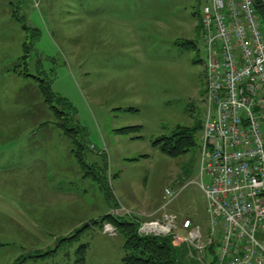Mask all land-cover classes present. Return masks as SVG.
<instances>
[{
	"label": "rangeland",
	"instance_id": "rangeland-1",
	"mask_svg": "<svg viewBox=\"0 0 264 264\" xmlns=\"http://www.w3.org/2000/svg\"><path fill=\"white\" fill-rule=\"evenodd\" d=\"M207 3L0 0V264H74L81 245L85 264H122L123 237L92 223L108 214L138 227L166 214L206 233L199 184L207 182L200 180ZM25 74L68 103L55 106L85 134L84 166ZM177 128L195 129V145L169 158L153 142ZM165 190L179 195L161 210ZM178 258L193 263L182 250Z\"/></svg>",
	"mask_w": 264,
	"mask_h": 264
},
{
	"label": "built area",
	"instance_id": "built-area-1",
	"mask_svg": "<svg viewBox=\"0 0 264 264\" xmlns=\"http://www.w3.org/2000/svg\"><path fill=\"white\" fill-rule=\"evenodd\" d=\"M201 16L207 114L200 180L207 182L199 187L208 229L164 214L140 223L138 233L171 238L196 264H264V25L256 0H208ZM178 195L165 190L160 209ZM104 232L116 235L109 225Z\"/></svg>",
	"mask_w": 264,
	"mask_h": 264
},
{
	"label": "trees",
	"instance_id": "trees-1",
	"mask_svg": "<svg viewBox=\"0 0 264 264\" xmlns=\"http://www.w3.org/2000/svg\"><path fill=\"white\" fill-rule=\"evenodd\" d=\"M256 6L260 14V18L264 25V2L263 0H256ZM26 56L23 57V61ZM24 77L32 78L37 81L38 90L42 97L43 103L51 110L56 118L55 127L61 131L63 136L69 139L74 146L72 154L74 155L77 163L84 166L85 148L81 140L85 137L84 132L80 131V127L74 125L70 111H60L55 105L65 107L66 101L55 96L51 90V84L43 79L25 74ZM68 104V103H67ZM126 111H132L131 109ZM140 127H127L117 130L116 132L121 135H128L140 131ZM201 129H203L201 127ZM194 130L190 128H177L173 135L170 137L158 138L153 142L154 146L159 147L160 152L169 158H178L186 154L194 145ZM98 181L99 188L104 195L106 201L111 199L110 193L106 187ZM93 225L100 224L103 227L109 224L115 228L124 239L122 264H183L179 258L178 253L180 250L174 248L171 244L169 237H153V236H140L137 233L138 225L133 221H126L122 217L114 216L111 214L105 215L98 221L92 222ZM88 227V225L86 226ZM84 227V228H86ZM77 231V233H79ZM75 238L72 236L68 240ZM85 245L79 246L75 252L74 264H85L86 256ZM48 254L35 256L46 257ZM34 257V258H35ZM24 260V258H22ZM195 264V263H190Z\"/></svg>",
	"mask_w": 264,
	"mask_h": 264
},
{
	"label": "water",
	"instance_id": "water-1",
	"mask_svg": "<svg viewBox=\"0 0 264 264\" xmlns=\"http://www.w3.org/2000/svg\"><path fill=\"white\" fill-rule=\"evenodd\" d=\"M263 2H264V0H263Z\"/></svg>",
	"mask_w": 264,
	"mask_h": 264
}]
</instances>
